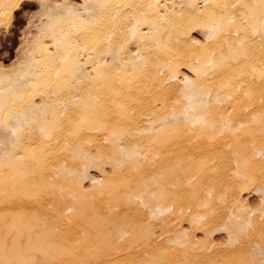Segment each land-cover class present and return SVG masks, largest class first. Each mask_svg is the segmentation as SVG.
Instances as JSON below:
<instances>
[{"label": "bare ground", "instance_id": "6f19581e", "mask_svg": "<svg viewBox=\"0 0 264 264\" xmlns=\"http://www.w3.org/2000/svg\"><path fill=\"white\" fill-rule=\"evenodd\" d=\"M33 3L0 264H264V0H0V47Z\"/></svg>", "mask_w": 264, "mask_h": 264}, {"label": "rangeland", "instance_id": "374dc122", "mask_svg": "<svg viewBox=\"0 0 264 264\" xmlns=\"http://www.w3.org/2000/svg\"><path fill=\"white\" fill-rule=\"evenodd\" d=\"M36 12L37 7L33 3L25 6L24 12L19 13L15 18L13 27L11 28V34L7 36L6 41L1 43L0 47V62L5 66H10L16 59V53L20 46V35L28 30V24L31 22V18L37 14Z\"/></svg>", "mask_w": 264, "mask_h": 264}]
</instances>
